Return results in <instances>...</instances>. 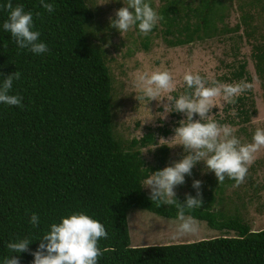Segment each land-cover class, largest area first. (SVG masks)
Here are the masks:
<instances>
[{"label":"trees","instance_id":"1","mask_svg":"<svg viewBox=\"0 0 264 264\" xmlns=\"http://www.w3.org/2000/svg\"><path fill=\"white\" fill-rule=\"evenodd\" d=\"M162 1L160 32L169 46L210 39L226 30L219 26L225 17L223 0ZM8 2L0 0V84L18 70L21 78L14 81L10 94L21 96L23 107L0 103V264L11 256L20 264H33L32 253L50 226L81 212L108 232L98 242L102 251L106 249L98 264H264V228L253 231L238 216H229L228 207L215 204L224 182L201 188L202 207L186 214L236 235L130 245V208L177 218L174 206L153 204L142 184L165 163L169 146L161 145L155 165H146L140 149L155 143L152 131L128 144L116 138L113 80L104 48L89 39L95 16L85 0H46L55 6L52 13L40 0H11L14 7L20 4L33 13L34 30L40 31V40L49 48L40 55L20 49L3 30ZM251 5L242 0L238 10L264 94V19L253 23L254 16L247 11ZM244 68L241 63L233 76L242 77ZM184 91L190 92L187 87ZM239 113L245 115L246 110L239 108ZM158 130L163 135L171 132L165 126ZM177 198L183 202L186 195L178 193ZM33 213L40 217L38 227L30 223ZM24 238L33 241L29 251L7 249L8 242Z\"/></svg>","mask_w":264,"mask_h":264},{"label":"rangeland","instance_id":"2","mask_svg":"<svg viewBox=\"0 0 264 264\" xmlns=\"http://www.w3.org/2000/svg\"><path fill=\"white\" fill-rule=\"evenodd\" d=\"M85 1L95 16L89 26V39L104 48L113 80L111 104L114 134L116 138L128 144L132 138H139L144 133L152 131L155 143L140 149L146 165H155V154L161 146L160 139L172 138L175 135L174 129L180 126L179 122L186 119L185 113L175 111L163 117L165 113L161 102L156 100L148 102L147 99L140 102L137 99V95H140L136 88L137 77L146 72L151 73L157 69L172 72L177 83V90L171 93L175 98L185 93L184 88L187 86L183 82V75L187 72L199 73L203 77L211 76L222 83L241 81L252 83L253 90L240 95L238 97L240 100L237 99L235 105L218 99L219 106L213 108L211 115L218 123L234 127L237 130L235 135L241 143H251L256 129H264V94L261 79L255 72L250 46L242 32L241 11L238 10V4L242 0H223L226 6L225 17L219 26L226 27V30L221 35L182 46H169L164 41L160 32L162 30L160 23L146 36L139 32L138 26L129 30L124 36L116 28L110 27V18H115L116 10L124 7L126 0ZM248 1L252 2L247 11L254 16L253 23L261 24L264 19V0H246ZM148 2L157 12L164 4L162 0H148ZM144 41H147L146 48L143 46ZM241 63H245V74L238 78L233 76V71ZM163 103H168L167 98ZM239 108L246 110V114L239 113ZM169 110H173L171 105ZM193 119H199L198 114ZM160 126L169 128L171 132L163 135L158 130ZM186 154L182 145L169 147L167 159L158 170L174 164ZM158 170L151 171L150 175ZM194 180L202 181L203 189L220 185L215 173L207 171L205 163L201 161L194 166L191 175L186 174L185 183L175 188L176 194L195 196L197 190L192 186ZM224 183L223 189L217 195L213 191V195H216L215 204L220 202L221 207H228L229 216H238L248 223L253 231L264 228V149L257 154L244 183L237 187L235 181L227 177ZM143 189L151 193V188L143 187ZM196 221L200 229L197 235L173 238L180 223L178 218L164 217L146 209L130 208L127 212L130 245L191 242L236 235L234 230L213 229L208 227L205 221L198 219Z\"/></svg>","mask_w":264,"mask_h":264},{"label":"clouds","instance_id":"3","mask_svg":"<svg viewBox=\"0 0 264 264\" xmlns=\"http://www.w3.org/2000/svg\"><path fill=\"white\" fill-rule=\"evenodd\" d=\"M40 2L49 13L55 11L54 4L46 0ZM4 7L9 15L2 25L3 30L11 34L18 47L28 49L36 55L49 52L47 44L40 40V31L34 30L33 13L25 11L20 4L14 7L11 0ZM162 19L148 0H126L125 6L116 10L115 18H110V27L116 28L124 36L138 26L139 32L146 36ZM20 78L18 70L3 78L0 84V103L23 107L22 97L10 94L14 81ZM183 82L192 91L175 98L171 93L177 90V83L169 70L146 72L140 74L136 81V88L140 93L137 99L140 102L143 99L161 102L165 113L163 117L173 111L186 114V119L181 120L180 126L174 129L175 135L170 139L161 138L160 145H182L187 154L174 164L152 173L143 182V187L151 188L149 198L153 204H166L177 209L180 223L173 238L194 236L200 230L196 219L186 213L202 207V181L194 180L192 186L197 190L196 195L187 194L183 202L179 201L175 192L177 186L185 183L186 174H192L194 166L203 161L207 171L215 173L219 184L227 177L234 180L238 187L245 182L250 166L260 150L264 149V129H256L251 143H241L235 135L237 130L234 127L218 123L211 115L213 108L219 106L218 99L235 105L240 95L253 90L252 83H222L211 76L203 77L192 72L183 75ZM165 98L168 103H163ZM170 105L173 109L171 111ZM197 114L199 119L194 120L193 117ZM30 223L34 227L39 226L38 214H32ZM107 237L105 226L98 220L83 212L71 214L62 218L60 223H53L50 230L39 239V248L32 253L33 264H98V259L106 251L101 250L98 242ZM32 242L28 238L8 242L7 249L11 253H23L30 250ZM4 264H20V260L15 256L6 257Z\"/></svg>","mask_w":264,"mask_h":264}]
</instances>
